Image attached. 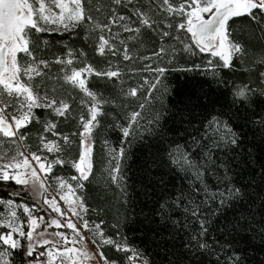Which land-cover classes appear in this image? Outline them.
<instances>
[{"label":"snow or ice","instance_id":"6c2138e0","mask_svg":"<svg viewBox=\"0 0 264 264\" xmlns=\"http://www.w3.org/2000/svg\"><path fill=\"white\" fill-rule=\"evenodd\" d=\"M242 17L264 32V0H107L104 4L100 0L96 3L93 0H0V135L15 145L11 154L0 152V184L11 182L13 185L10 198H0L3 206L0 210V264H90L94 259L98 264H117L105 256L101 250L103 244L125 253L127 264H151L127 242L106 236L101 227L105 223L103 219L94 221L87 217L89 208L83 189L92 175L94 130L108 115L106 104H115L121 97L137 98L145 86L149 96L153 90H160L158 85L167 91L163 78L170 70L177 48L172 44L166 46V41L178 43L192 56L207 57L202 64L192 63L182 68L185 72L201 70L222 79L219 70L234 71V57L247 55V48L234 39L230 31L236 19ZM78 28H83L85 39H94L95 51L100 56L119 57L124 62L147 61L143 70L154 74L152 82L144 78L137 86L127 89L121 86L109 100L89 89L88 77L115 79L122 84L123 72L119 64L109 63L106 69H99L81 61L74 66V62L86 53L83 50L74 52L71 48L54 60L38 57L40 41L34 39V33L63 34ZM142 30L154 33L159 44L150 54L140 56L135 46L130 48L128 41L140 43ZM123 33L129 35L124 37ZM43 44L46 46L48 41L44 40ZM166 56L167 63L164 62ZM52 63L61 66L65 84L83 93L86 99L81 100V106L86 107V114L74 117L76 109L72 107L71 98L57 97L42 87ZM261 63L264 64V60ZM260 77L264 78V72H260ZM37 78L39 84L35 83ZM255 94L256 90L247 84L238 86L232 92L233 104L238 101L247 107ZM143 109L144 104H138L124 114L123 123L117 120L112 125L121 133L119 149H111L117 153L114 159L125 157V144H130L128 138L137 133ZM42 113L47 116L43 117ZM201 117L199 128L193 132L184 129L191 137V144L185 140L182 147L175 139L168 140L160 134L153 161L158 167L166 163L165 156L175 160L177 153L185 163L192 164L190 155L195 152L198 157L209 142L225 150H235L242 143L241 133L233 127L231 115L203 112ZM70 119L77 120L78 128L76 132L66 133L59 123ZM150 123L162 127L159 115ZM253 123L264 129V115ZM37 125L38 144L35 150H29L20 142L26 141L31 128ZM73 136L78 137V152L69 159ZM104 143L107 145L108 141ZM65 165L75 170L76 174L70 177L75 183L56 174ZM118 173L120 165L116 163L111 169L113 182L117 181ZM261 182L264 183V174ZM216 195L209 197L214 203ZM218 196L217 208L211 213L218 216L215 224L201 213L198 205L191 209L196 228L188 231L189 220H173V224L185 230L183 247L187 253H211L216 257L215 264H244L240 252L226 240L222 243L212 235L220 232L221 237L224 236L228 224L220 223L221 210L230 200L241 198L242 190L226 186ZM156 202L157 215L162 218L185 204L182 196L170 197L163 189ZM184 210L189 209L185 207ZM111 227L119 237V225ZM87 233H91L93 251L84 243Z\"/></svg>","mask_w":264,"mask_h":264},{"label":"trees","instance_id":"16d2710c","mask_svg":"<svg viewBox=\"0 0 264 264\" xmlns=\"http://www.w3.org/2000/svg\"><path fill=\"white\" fill-rule=\"evenodd\" d=\"M96 2L97 0H93V3ZM100 2L104 4L107 0ZM230 31L234 39L247 48V55L243 58L234 57V71L219 70L222 79L213 76L211 72L181 70L192 63L202 64L205 56H192L183 51L181 45L174 43L180 48L178 47L173 60L175 63L163 78L167 91L163 90L162 98L158 100L157 106L153 108L155 112L152 113V116H160L162 127L149 122L138 129L135 136L128 138L131 143L125 144L119 184L113 182L111 176L103 170V156L108 147H120L121 133L112 125L117 120L124 122V114L130 113L137 105L136 98L121 97L115 104H106L104 107L108 115L94 130L97 174L92 173L83 189L84 200L89 208L87 217L94 221L103 219L105 223L101 227L106 236L127 242L149 259L151 264H168L169 261L173 264L177 261H182L183 264H215L216 257L211 253L186 252L183 247L185 230L180 225H174L173 220H189L188 231L193 230L197 225L191 217V209L198 205L201 213L215 224L218 216L211 213L219 203L218 193L224 191L226 186L240 187L243 196L230 200L221 210L223 215L219 216L220 223L228 224L224 236L221 237L220 232H213L212 235L220 238L222 243L226 240L234 250L240 252L244 264H264V183L261 182V175L264 174V129L253 123L260 115H264V78L260 77V72H264V64L261 63L264 60V32L243 17L236 19ZM34 39L40 41L38 57L54 60L55 56H63L68 48L74 52L83 50L86 56L75 61L74 66L84 61L99 69H106L111 63L114 66L119 64L122 72H127L121 63L129 62H122L119 57L113 58L110 55L100 56L95 51L94 39H85L83 28L63 34L34 33ZM44 40L48 41L46 46L43 44ZM140 41H129L130 48L135 46V51L140 56L150 54L159 44L154 33L143 30ZM165 43L166 46L173 45L172 41ZM142 62L134 60L133 64ZM60 67L55 63L50 65L48 79L43 82L42 87L57 97L71 98L72 107L76 109L73 116L78 118L79 114H86V107L81 106V100L86 98L79 89H73L63 82ZM130 79L133 78L127 79L123 75L121 84L115 79L92 75L88 77L87 84L89 89L111 100L121 86L125 89L137 86ZM35 83H40L39 78ZM245 84L256 90L251 103L247 107L238 101L233 104V89ZM203 112L211 115L224 112L231 115L233 127L241 133L242 143L239 147L225 150L223 146L217 148L209 142L198 157L195 152L190 155L192 164L186 165L178 161L180 153H177L175 160L165 156L166 163L158 167L153 161L160 134H164L168 140L175 139L182 147L185 140L191 144V137L184 129L193 132L195 128H199ZM42 116L46 117L47 113H42ZM59 127L66 133H73L77 131L78 122L70 119L66 123L60 122ZM38 128L39 125L32 127L28 139L23 142L29 150H35L38 144ZM72 140L69 159L78 152V137L73 136ZM105 140L108 141L107 145ZM56 174L68 178L76 173L65 165ZM162 189L168 196H182L185 201L183 206L163 218L157 215L156 202ZM12 190L11 182L0 184V198H10L9 192ZM213 194H217L215 203L209 198ZM185 207L189 209L187 212ZM2 209L3 206L0 205V210ZM92 209L96 211L93 212ZM113 224L119 225V237H116V229L111 227ZM101 248L110 260L117 263L121 261L123 264L125 253L116 251L112 245Z\"/></svg>","mask_w":264,"mask_h":264},{"label":"rangeland","instance_id":"374dc122","mask_svg":"<svg viewBox=\"0 0 264 264\" xmlns=\"http://www.w3.org/2000/svg\"><path fill=\"white\" fill-rule=\"evenodd\" d=\"M122 36L127 37L125 33H123ZM128 43H129V41H128ZM174 43H176V42H173V46L178 49L179 46L174 45ZM205 59H207L206 56H205L204 60ZM167 61H168V57L166 56V57H164V62L167 63ZM122 62H124V61H122ZM145 63H148V62L143 61L142 64L141 63L133 64V62L121 63V66L125 67L127 69V72H124L123 75L127 79L133 78V79H130V81H133L135 83V85L142 84L144 81V78H147L149 80V83H151L153 78H154V74L143 70V65ZM174 63L175 62H172V64H174ZM155 66H156L155 64H152V67H155ZM157 87L160 90L159 91L153 90V92L151 93L150 96L147 93V86H145L144 89H141L140 93H138V97L136 98V104L137 105H135L134 108H136L138 106V104H141V103L144 104V109L141 111V118L139 120L140 127L138 129H140V128L142 129L143 126L147 125L155 117V116H152V113L155 112L153 108H155L157 106L158 100L160 98H162L161 93L164 90L163 88H160L159 85ZM137 102H139V103H137ZM0 141H3V143H0V152H9V154H11V152L15 148V145H13L11 140L9 138H4L2 135H0ZM20 143L23 144V142H20ZM112 148H116L117 150L119 149L117 147H108L104 153V156H103V160H104L103 161V170L106 171V173L108 174L109 177L111 176V169L113 167H115L116 163H119V165H120V172H121V164H122V159L116 160L113 158L117 155V153L111 152ZM96 161H97V156L95 155L94 148H93V151H92V163H93L92 173L94 172V174H97ZM178 161H180L186 165L188 164V163H185L184 160L180 156H178ZM100 173H101V171H100ZM70 177H68V178L65 177V179H68L69 182H72L70 180ZM120 179H121V173H118L117 174V181L115 183L119 184ZM72 183H75V182H72ZM62 206H63V204H62ZM77 223H79V222L77 221ZM49 231H51V229H49ZM65 231L70 232V230H65ZM91 240H92L91 233H87L84 243L88 246L90 251H93V250H95V245H93L91 243ZM102 246L107 247L108 244H103ZM101 250H102V248H101ZM122 261H123V264H127L126 256L123 257ZM120 262L121 261H119V263H117V264H121ZM90 264H98V261H96L94 259L90 262Z\"/></svg>","mask_w":264,"mask_h":264}]
</instances>
